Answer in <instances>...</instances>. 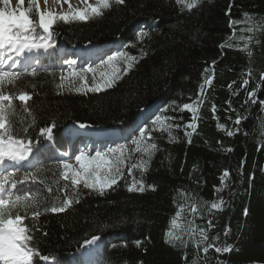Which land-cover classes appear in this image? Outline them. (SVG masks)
I'll list each match as a JSON object with an SVG mask.
<instances>
[{
  "label": "trees",
  "instance_id": "trees-1",
  "mask_svg": "<svg viewBox=\"0 0 264 264\" xmlns=\"http://www.w3.org/2000/svg\"><path fill=\"white\" fill-rule=\"evenodd\" d=\"M191 2L126 0L117 5L109 0L100 16L53 23L59 48L117 42L137 57L114 88L76 93L61 84L58 73L44 70L20 72L0 84L10 97L4 102L6 127L13 139L29 141L40 161L14 173L15 189L7 186L13 199L27 196L40 211L35 221L32 209L17 213L25 216L21 226L32 237L28 247L39 253L34 264L43 255L53 264H75L71 256L92 235L100 237L99 264H264V105L245 103L247 92L264 100V0H196L189 9ZM207 77H212L210 85ZM245 79L249 83L241 88ZM21 94L29 97L25 103L18 100ZM184 103L195 105L194 132L184 127L193 118L192 112L180 110ZM153 105L165 109L171 126L169 134L151 132L148 141L156 149L142 170L132 171L144 192H128L126 178L103 196L63 179L41 128H51V142L64 150V129L84 124L125 131ZM64 199L72 200L64 212L44 211L62 206ZM213 203L219 207L211 208ZM174 218L178 227L172 236L179 239L168 237L172 242L166 243ZM226 247L228 252L216 251Z\"/></svg>",
  "mask_w": 264,
  "mask_h": 264
},
{
  "label": "snow or ice",
  "instance_id": "snow-or-ice-1",
  "mask_svg": "<svg viewBox=\"0 0 264 264\" xmlns=\"http://www.w3.org/2000/svg\"><path fill=\"white\" fill-rule=\"evenodd\" d=\"M24 0H18V4H23ZM126 0H115V4L123 5L125 4ZM182 2V0H177V3ZM0 3L3 4V7L0 8V49L7 48L10 53H14L16 57H22L25 52H31L33 49H40V48H51L53 47L52 41L54 40L53 33L49 31L50 27L53 24V21L56 17H53L51 14H48L47 18L41 14L39 17V27L43 30L45 35H40L35 33V27H29L32 24V21L29 18V14L25 11H10L9 10V0H0ZM196 4V0H192L191 3H188L186 7L189 9L193 8ZM31 8V3L29 4ZM100 8L108 9L109 8V0H100V7H92L89 6V10L91 13L95 14L96 16H100ZM231 8V5H230ZM60 20L67 21L68 17L63 16L59 17ZM73 20L79 21H86L88 19L87 11L85 12H76L75 15L72 17ZM232 23H236L233 21ZM142 35L147 36L148 33L144 32ZM132 47H136L135 44ZM106 53L103 51L98 52V58L101 61V65H112L114 61H117L121 58L124 59L125 66L122 69L123 74H127L130 69L133 67L134 62L137 60V57L130 56L125 51H114L111 55H107V59H104ZM147 52L141 51V56H146ZM8 60H12V65L9 67H13L18 61L13 59L11 54L8 55V59H3L0 56V83H2L5 78L14 79L16 78L19 73L17 72H9L4 70V65L8 63ZM215 63V62H213ZM75 65V61L69 62V67L73 68ZM100 67V65H98ZM95 69L92 68H82L77 73L76 71H72L71 75H79L81 79H83L84 75L88 72L93 73V79H95ZM207 71V69L205 70ZM33 75L35 73H32ZM64 76H61V80H64ZM122 78L119 71L115 68L113 69V73L111 76L103 80V87L100 84H96L92 88H88V92L99 93L101 91H106L108 89L114 88L116 86V82ZM260 79L264 81V74L261 75ZM206 84L212 83V77H207ZM235 83V81L233 82ZM249 81L245 79L243 83L240 85L241 88H244L248 85ZM232 85H229L231 88ZM80 91V89H77ZM204 92V86L201 85L200 92L198 93V100L202 96ZM253 92H247L248 100L252 104L260 103L264 105V100H256L253 98ZM18 99L20 101H26L29 99L24 94H21ZM10 101V97L5 95L2 90H0V163H3L5 160L13 161V162H21L29 160V154L32 153V148L25 144L21 140L13 139L12 133L8 127L5 125V106L2 102ZM202 102V100H200ZM229 106H231L230 101H228ZM172 107V105H169ZM175 110V109H174ZM183 110H190L193 113V118L190 122L186 123L184 127L186 129H192L194 132L196 130V123H195V112L196 109L193 108L192 104L184 103L182 105ZM213 115L215 117L216 106L213 104L212 106ZM162 117L160 115H155V119L151 120V126H147V121H145V126H138L139 136H134L132 138L131 143L136 147L127 148L124 145H117L116 148L109 147L107 151H97L96 155L91 158V160L85 163V156L83 152L80 155L75 156V160L80 165L79 171H71L72 165L68 163H62L63 169L66 171L62 172L61 175L63 176L64 180H70L71 186L75 188L77 185L83 182V186L86 189H93L98 190L99 195H105V189H113V186L117 185L118 182L123 179V165L125 161L131 159L132 152H144L149 157L152 154V151L156 149L155 144L145 145L142 147V142L151 134L153 128L157 125L158 122H161ZM241 121L239 118L235 120L236 125H240ZM81 128H84L85 125L81 124ZM219 128H224L223 124H218ZM161 130H164L161 128ZM41 133L48 134L49 137L51 136L52 129L49 127H44L40 129ZM71 134V130H69ZM186 135L191 137L192 133L187 132ZM228 136H233L234 133L232 131H227ZM189 142H191L189 140ZM127 153V155H126ZM147 160L144 161L143 165H138L136 163H131L128 167L127 171L129 175L132 174L133 169L136 168H143L144 165L147 164ZM104 169L103 175L104 179L100 178V170ZM228 172L225 171L223 176L227 177ZM14 173L8 172L6 174L0 173V193L9 192L8 185H11V188L15 189L17 185V181L14 179ZM27 179V177H25ZM137 182H133L128 185L127 191H139L144 192L145 187L143 182H139V187H136ZM155 190L154 186L149 185ZM72 204L71 199H64L62 206H52V207H44L45 212L51 213H62L67 208L70 207ZM219 205L213 203L211 208L216 209ZM20 209H25L26 212L28 209H32V218L33 220H37L40 216V211L37 210L36 203L33 200H29L27 196H16L15 199L12 198L11 193L3 198H0V260L4 261V264H25L32 259L33 249L28 247L27 242L32 240V237L27 234L28 229L25 226H21L25 219V216H22L19 213ZM192 213L197 212V208L193 206L191 208ZM179 212H177V216H179ZM247 214V210H245V215ZM173 223H175L173 221ZM212 227V222L209 221V228ZM201 237L205 236L204 229H200ZM225 234L227 235V229L225 230ZM47 235V233H44ZM165 242L170 243L174 240L179 239V237L172 236V233H165ZM168 237H172V241L168 239ZM100 242V237L96 235H92L91 240L88 241V244L91 246L98 245ZM139 246V241L137 242ZM211 247V245H209ZM207 251V249H205ZM217 252H228L229 248H216ZM39 255V253H35ZM41 259L45 262L48 261V255H43ZM87 264H99V260L94 258L91 254V251L88 255Z\"/></svg>",
  "mask_w": 264,
  "mask_h": 264
},
{
  "label": "rangeland",
  "instance_id": "rangeland-1",
  "mask_svg": "<svg viewBox=\"0 0 264 264\" xmlns=\"http://www.w3.org/2000/svg\"><path fill=\"white\" fill-rule=\"evenodd\" d=\"M49 2L50 8H52L53 10L49 11H44L43 13L40 12V5H45L46 3ZM54 2V3H52ZM31 3V8L29 7V4ZM73 3V2H72ZM75 5V7H79L78 9H72L70 6L69 8H64V10L62 8H60L59 2L54 1V0H24L23 4L19 5L18 7H16L13 3L10 2L9 0V10L10 11H15L17 12V14L19 13V11H25L29 14V18L32 21V24L29 25V27H35V33L40 34V35H45V33H43V30L39 27V17L41 14H43L46 18L48 16V14H51L53 17H56V19L53 21V23L55 21H59V17H63V16H67L68 20L64 21V20H60L62 22H73V21H79V20H73L72 17L75 15L76 12H85L87 11V15L88 18H90L91 16H93L94 14L91 13V11L89 10V6L92 7H100V0H89V1H83L80 0L79 3H73ZM3 7V4L0 3V8ZM18 8V9H17ZM102 8H100L101 10ZM67 10V11H66ZM84 22V21H81ZM53 26V24H52ZM52 26L50 27L49 31L51 32L52 30ZM141 31V28L138 30V32ZM53 43V47L51 48H40V49H33L31 52H25L24 55L22 57H16L15 55H13V59L17 60L18 62L13 66V67H9V65H12V60H8V63L4 65V70L5 71H9V72H23V73H32L34 71H38V70H44V71H48V72H54V73H58L60 75V80H61V76L63 75L65 78L64 80H61V84L64 85L66 88H68L69 90L76 92V93H85L88 92L87 89L88 88H92L94 87L96 84H100L101 87H103V80L108 78L109 76H111V74L113 73V69L115 68L117 71L120 72V74H122V69L125 66V61L123 58L114 61L112 65H101V61L99 58H97V54H91V57H93L92 59H96V62L90 60L87 61L86 64H82L81 62H79L78 60H72L71 58V53H64L62 56H58L57 57V61H54V52L56 49H58L59 47H57L54 42ZM63 50V49H62ZM94 48L93 46H89L86 47L85 51L86 52H93ZM102 50V48H101ZM114 51H124L122 46H117L115 45L113 48H107L105 51H103L104 53H106V55L104 56V59H107V55H111L112 52ZM9 54H14V53H10L8 50L7 52L2 56L3 59L7 60L8 59V55ZM73 56V55H72ZM64 57V58H62ZM66 57V58H65ZM69 57V58H67ZM82 58V57H81ZM85 60V59H84ZM71 61H75V65L73 66V68L69 67V62ZM82 61V59H81ZM83 62V61H82ZM98 65H100V67H98ZM82 68H92L95 69V79H93V73L92 72H88L84 75L83 79H81V77L79 75H71L70 73L74 70L77 73L80 71V69ZM8 80L7 78H5L4 81ZM1 84V83H0ZM77 89H80V91H77ZM19 100V99H18ZM20 101V100H19ZM27 101V100H26ZM26 101H20L21 103H25ZM9 102V101H8ZM4 104V102H2ZM193 108H195V105H192ZM189 112H191L190 110H187ZM155 115H160L162 117L161 122H158L157 125L153 128L154 131L157 132H164L166 134L170 133V122L168 121L166 115H165V109L164 108H157L155 110H151V111H147L146 113H143L140 117L141 121L139 122L138 126H145V121H147V126H151V120L155 119ZM6 125V124H5ZM138 126L136 127L135 131L136 134H132V133H127L125 136L122 135H118V137H120L119 140L115 141L114 145H107V139H117V137L114 136H107V138L104 136L103 140L98 142L102 145H107L106 147H95L93 149L92 152H89L87 154H84L85 156V163H87V161L91 160L92 157H94L96 155L97 151H107V149L109 147L111 148H116L117 145H124L127 148H135L136 146L133 145L131 143L132 138L134 136H139V131H138ZM161 128H163L164 130H161ZM78 130V129H76ZM110 130V129H107ZM3 131V130H0ZM132 134V135H131ZM49 137V135H47L46 139ZM147 137L143 142H142V147L145 145H150L151 143L148 141ZM96 143V144H98ZM25 144H27V142H25ZM96 144H92V145H96ZM30 146V145H29ZM69 146L67 147V154L64 156H59V161L57 162V164L59 165V170H61V173L66 171L65 169H63L62 167V163H68L70 165H72V169L70 170L69 174H71V171H79L80 170V165L79 163L75 160V156L73 158H69ZM127 155V153H126ZM30 158L27 161H21L19 163L17 162H13V161H8L5 160L3 163H0V173H8V172H13L16 171L20 166L23 165H29L31 166L32 164H35L38 160V158L36 157V155L32 152L29 154ZM148 155L142 151L140 152H132L131 153V159L128 161H125V164L123 165V177L126 178L129 182L133 183L134 181L137 182L136 179L133 178V175H129L127 169L128 167L131 165V163H136L138 165H143L144 161L147 160ZM143 168H136L133 169L134 171H139L142 170ZM104 169L102 168L100 170V178L104 179V175H103ZM80 185H83V182H81ZM136 187H139V184L136 183ZM93 190V189H91ZM107 190V189H105ZM94 191H98V190H94ZM7 194L6 193H0V198L6 197ZM176 218V217H175ZM173 219L171 222V231L170 233H173L174 230H176V228L178 227V222L176 221V219ZM173 221L175 223H173ZM101 248V244L98 243V245H93L90 247L89 244H86L81 252L78 255H74L72 256L75 264H87V259H88V255L91 251V254L93 256L94 252H97L99 249ZM35 256V253L32 254V259L28 262H25V264H32L31 261L33 260ZM94 257V256H93ZM0 264H4V261L0 260ZM43 264H52L51 262H43Z\"/></svg>",
  "mask_w": 264,
  "mask_h": 264
},
{
  "label": "bare ground",
  "instance_id": "bare-ground-1",
  "mask_svg": "<svg viewBox=\"0 0 264 264\" xmlns=\"http://www.w3.org/2000/svg\"><path fill=\"white\" fill-rule=\"evenodd\" d=\"M54 1L59 2L60 8H62L64 10V8H69V6L72 9H75L76 7H75V5L73 3H79L80 0H54ZM83 1L85 2V1H89V0H83ZM10 2L13 3L16 7H18L19 5H21V4H18V0H10ZM52 3H54V2H52ZM39 8H40V12L41 13H43L44 11H49L50 12L51 10H53L52 8H50L49 2L46 3L45 5L44 4L43 5H40ZM78 8L79 7H77L76 9H78ZM7 50H8L7 48L0 49V56H3L7 52ZM13 55H15V54H12V56ZM73 56H75V55H73ZM77 129L80 130V128H77ZM87 132H88V134L89 133H93L92 130H88V131L84 132L83 134L77 132V134L79 135V137L77 138V140H78V142L80 144H90V143L91 144H96V143L102 141L103 140V137L105 136V135H101L99 133H95L94 134L95 135V138H92L91 136H89V135L86 134ZM0 170H2V169H0Z\"/></svg>",
  "mask_w": 264,
  "mask_h": 264
},
{
  "label": "water",
  "instance_id": "water-1",
  "mask_svg": "<svg viewBox=\"0 0 264 264\" xmlns=\"http://www.w3.org/2000/svg\"><path fill=\"white\" fill-rule=\"evenodd\" d=\"M30 144V142L29 141H27V145H29Z\"/></svg>",
  "mask_w": 264,
  "mask_h": 264
}]
</instances>
